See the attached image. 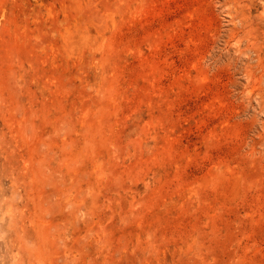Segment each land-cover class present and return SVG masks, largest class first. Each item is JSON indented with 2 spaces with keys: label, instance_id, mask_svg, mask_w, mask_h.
Segmentation results:
<instances>
[{
  "label": "rangeland",
  "instance_id": "1",
  "mask_svg": "<svg viewBox=\"0 0 264 264\" xmlns=\"http://www.w3.org/2000/svg\"><path fill=\"white\" fill-rule=\"evenodd\" d=\"M0 264H264V0H0Z\"/></svg>",
  "mask_w": 264,
  "mask_h": 264
}]
</instances>
